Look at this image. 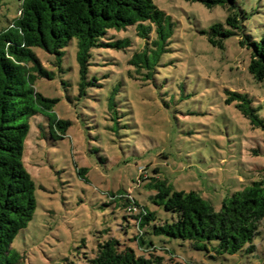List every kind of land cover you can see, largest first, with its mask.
I'll return each mask as SVG.
<instances>
[{"label":"rangeland","instance_id":"1","mask_svg":"<svg viewBox=\"0 0 264 264\" xmlns=\"http://www.w3.org/2000/svg\"><path fill=\"white\" fill-rule=\"evenodd\" d=\"M153 2L172 23L167 51L153 72L129 63L144 44L131 27L109 31L111 42L128 38L131 46L94 50L89 78L97 83L86 86L83 96L75 40L60 66L54 56L33 49L54 74L52 80L37 79L35 89L57 99L53 113L71 125L56 140L43 116L29 120L23 165L35 185L36 209L11 246L20 264L80 263L84 253L111 237L146 254L133 241L139 233L137 214L122 209L121 197L129 195L154 212L159 224L171 221V215L152 203L150 182L195 191L217 211L222 199L264 175V130L253 127L236 107L239 101L228 94L246 95L264 121V81L249 74L250 52L239 46L237 37L226 39L219 49L201 34L224 24L225 9L186 0ZM236 3L247 13V32L259 40L264 0ZM19 4L0 0V30L15 18ZM145 238L166 264H264V220L252 242L254 251L248 252L246 245L234 255L195 251L187 241L164 236Z\"/></svg>","mask_w":264,"mask_h":264},{"label":"trees","instance_id":"2","mask_svg":"<svg viewBox=\"0 0 264 264\" xmlns=\"http://www.w3.org/2000/svg\"><path fill=\"white\" fill-rule=\"evenodd\" d=\"M186 1L203 4L208 9L216 6L225 9L224 24H214L201 34L212 47L219 49L224 48L226 39L237 37L239 46L250 52L249 74L255 81H264V34L256 41L247 32V13L236 0ZM19 2L15 18L0 30V264H20L21 257L11 246L36 209L35 185L23 165L29 120L43 116L45 127L56 140L63 139L71 125L53 113L57 99L45 98L36 91L37 79L52 80L54 74L46 70L33 49L54 56L55 65L60 66L65 49L75 40L78 88L83 96L86 86L97 83L95 77L89 78L94 50H124L131 46L128 38L111 42L113 35L109 31L133 28L144 44L129 63L153 72L167 51L165 46L172 26L170 18L153 0ZM228 94L231 100L239 101L236 107L250 124L264 130V121L251 107L248 97L236 92ZM147 187L155 191L150 197L152 203L169 213L171 221L156 224L154 212L140 206L129 195L121 198L122 209L137 214L134 217L139 233L133 241L140 251L148 253L137 254L125 241L111 237L98 242L89 255L84 253L82 262L64 259L62 264H166L162 256L152 252L154 243L147 242L145 235L187 241L193 250L210 255L211 251L218 256L234 255L246 245L248 252L254 251L252 242L260 234L264 220V175L222 199L217 211L197 192L175 191L166 181L155 180Z\"/></svg>","mask_w":264,"mask_h":264}]
</instances>
